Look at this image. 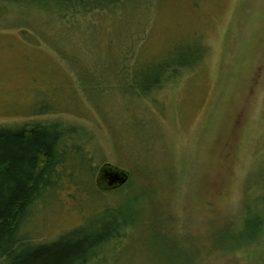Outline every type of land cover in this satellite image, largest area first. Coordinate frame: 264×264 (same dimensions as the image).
<instances>
[{
  "label": "rangeland",
  "instance_id": "obj_1",
  "mask_svg": "<svg viewBox=\"0 0 264 264\" xmlns=\"http://www.w3.org/2000/svg\"><path fill=\"white\" fill-rule=\"evenodd\" d=\"M134 5L62 21L0 3V128L70 130L93 180L105 164L129 174L99 194L65 185L28 232L54 240L106 205L127 224L113 264H264V0ZM195 38L194 71L147 98L131 87L135 63Z\"/></svg>",
  "mask_w": 264,
  "mask_h": 264
},
{
  "label": "trees",
  "instance_id": "obj_2",
  "mask_svg": "<svg viewBox=\"0 0 264 264\" xmlns=\"http://www.w3.org/2000/svg\"><path fill=\"white\" fill-rule=\"evenodd\" d=\"M1 2L51 11L62 21L118 8L136 9L135 0ZM181 50L167 58L135 63L128 72L131 87L142 97H150L181 77L184 70L194 71L207 51L201 38ZM80 167L86 168L87 174L76 172ZM94 171L86 150L70 130L0 128V264H113L115 250L126 235V220L119 209L105 205L92 219L47 242L38 241L27 230L48 198H56L59 190H68L65 185L83 184L97 193ZM260 203L258 218L263 222L264 195Z\"/></svg>",
  "mask_w": 264,
  "mask_h": 264
},
{
  "label": "water",
  "instance_id": "obj_3",
  "mask_svg": "<svg viewBox=\"0 0 264 264\" xmlns=\"http://www.w3.org/2000/svg\"><path fill=\"white\" fill-rule=\"evenodd\" d=\"M128 178V172L105 164L96 176V187L100 191L119 189L128 181Z\"/></svg>",
  "mask_w": 264,
  "mask_h": 264
}]
</instances>
